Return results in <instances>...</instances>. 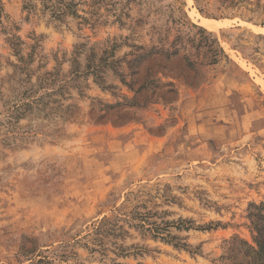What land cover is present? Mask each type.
I'll use <instances>...</instances> for the list:
<instances>
[{
    "label": "rangeland",
    "instance_id": "374dc122",
    "mask_svg": "<svg viewBox=\"0 0 264 264\" xmlns=\"http://www.w3.org/2000/svg\"><path fill=\"white\" fill-rule=\"evenodd\" d=\"M75 1L61 20L0 0V264H218L233 237L252 244L264 0ZM178 36L164 68L146 58L157 85L130 106L123 60Z\"/></svg>",
    "mask_w": 264,
    "mask_h": 264
},
{
    "label": "trees",
    "instance_id": "16d2710c",
    "mask_svg": "<svg viewBox=\"0 0 264 264\" xmlns=\"http://www.w3.org/2000/svg\"><path fill=\"white\" fill-rule=\"evenodd\" d=\"M23 1V8L27 10H32V8L34 7L32 0ZM226 1L228 5L235 6L241 0H221V4L225 3ZM41 2L43 4V9L49 11L51 13V17L53 18L63 20L67 15L80 17L76 10L77 1L75 0H41ZM192 26L198 28L200 32L205 34L207 39H209L210 36L213 37V34L207 32L205 29L198 27L194 24H192ZM179 40L180 38L178 36L170 43L171 50L165 49L164 47L157 48L153 45L150 47L141 45L136 46V51L131 54L133 58L129 60H123L127 64V67L130 71L127 74L120 73L119 75L123 76V83H125L135 93L133 98L129 101L130 106H145L148 97L146 94V90L150 89L151 87H156L157 85V78L155 79L154 77H149L151 72L150 62L149 60H146V58L153 57L154 55V57H156L155 62H157L158 67L164 68L165 66H163V62L165 63V61H167L171 55L177 54L178 49L175 46ZM210 42L211 45L207 47V50L209 51L211 57L209 61L213 63L217 61L219 54H224V52L219 46L216 37H213ZM184 59L187 62L189 68L193 67L192 61H189L185 57ZM106 61H108V59ZM116 62L114 61L113 64H115ZM111 63L112 62H109V65ZM87 67H93L92 72L96 76L99 75V68H96V66H91L90 64L87 65ZM141 67L144 73L141 75V77H138L140 74ZM177 74L178 76H182L184 79H192L193 77H195V74L190 72V69L181 70V72H178ZM126 77H130L129 83L125 82ZM100 80H102L101 76ZM136 84H138V86L135 88L134 85ZM169 85H171V82L162 83V86ZM26 105L28 106L29 104ZM247 217L253 235V243L251 244L246 240L233 237L231 240L227 241L225 251L217 259L218 264H264V202L258 204L251 203L248 207ZM179 245L180 244H175V246ZM183 246L186 247V244H183Z\"/></svg>",
    "mask_w": 264,
    "mask_h": 264
}]
</instances>
